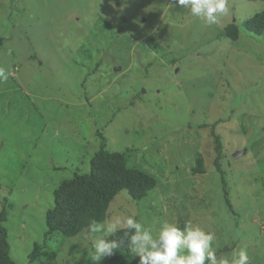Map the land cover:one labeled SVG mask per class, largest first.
I'll return each instance as SVG.
<instances>
[{
  "label": "rangeland",
  "instance_id": "obj_1",
  "mask_svg": "<svg viewBox=\"0 0 264 264\" xmlns=\"http://www.w3.org/2000/svg\"><path fill=\"white\" fill-rule=\"evenodd\" d=\"M228 8L207 25L175 0H0V213L18 263L94 264L98 234L47 238L45 219L105 139L158 184L137 202L120 192L103 222L191 221L218 259L246 248L264 264V31L243 26L264 0Z\"/></svg>",
  "mask_w": 264,
  "mask_h": 264
},
{
  "label": "trees",
  "instance_id": "obj_2",
  "mask_svg": "<svg viewBox=\"0 0 264 264\" xmlns=\"http://www.w3.org/2000/svg\"><path fill=\"white\" fill-rule=\"evenodd\" d=\"M229 35L237 38V27L233 24ZM243 26L249 32L262 34L264 31V10L243 21ZM212 135L216 144L217 156L215 167L223 174L221 161L223 159V143L215 131ZM203 127L209 125L203 124ZM197 172H204L203 160H198ZM224 181V194L229 207L231 202ZM158 180L145 170L128 164L126 152L109 151L106 141L100 143L97 152L90 159L89 173L75 172L71 178L64 179L54 191V205L46 213L45 237L62 235L73 237L88 230L90 220L103 222L114 198L122 191H127L134 201H141L149 192L156 188ZM8 220L7 210L0 213V264H20L12 257V246L9 231L5 222ZM107 239L123 240L111 257L104 258L98 264H139L127 248L124 230H118ZM35 248L38 246L34 243ZM35 251V249H34ZM29 260L35 259L34 253L29 254ZM43 264V263H39Z\"/></svg>",
  "mask_w": 264,
  "mask_h": 264
},
{
  "label": "clouds",
  "instance_id": "obj_3",
  "mask_svg": "<svg viewBox=\"0 0 264 264\" xmlns=\"http://www.w3.org/2000/svg\"><path fill=\"white\" fill-rule=\"evenodd\" d=\"M175 3L207 25L217 24L229 11L228 0H175ZM7 79V73L0 67V83ZM122 229L127 248L132 256L139 257V264H249L246 248L218 259L213 248V235L191 221L183 229L165 222L154 234L151 228L131 215L117 217L114 222L89 221L88 232L98 234L93 238L90 257L94 264L115 254L124 241L107 237Z\"/></svg>",
  "mask_w": 264,
  "mask_h": 264
},
{
  "label": "water",
  "instance_id": "obj_4",
  "mask_svg": "<svg viewBox=\"0 0 264 264\" xmlns=\"http://www.w3.org/2000/svg\"><path fill=\"white\" fill-rule=\"evenodd\" d=\"M239 154H240V153H236L235 155H237V156H238Z\"/></svg>",
  "mask_w": 264,
  "mask_h": 264
}]
</instances>
